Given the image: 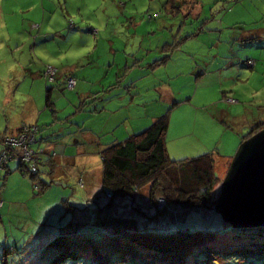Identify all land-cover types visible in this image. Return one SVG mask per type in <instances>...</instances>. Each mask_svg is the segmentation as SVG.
I'll return each instance as SVG.
<instances>
[{"label":"rangeland","instance_id":"rangeland-1","mask_svg":"<svg viewBox=\"0 0 264 264\" xmlns=\"http://www.w3.org/2000/svg\"><path fill=\"white\" fill-rule=\"evenodd\" d=\"M48 68L58 72L54 83ZM68 78L76 80L73 89ZM49 95L56 115L48 109L50 129L44 126L38 138L44 148L60 147L57 156L71 145L63 157L76 164L53 174L40 165L35 182L18 171L3 182L1 171L0 264H52V243L74 222L96 234L89 229L97 208L90 200L102 188L100 152L163 116L171 160L219 149L215 168L223 180L229 157L264 119V0H0V122L46 105ZM17 166L9 164L12 171ZM44 184V193L35 189ZM143 195L138 205L149 203L147 189ZM207 215L165 214L148 226L230 235L233 228L219 215ZM262 229H234L229 242L245 233L264 237ZM205 264L264 262L211 255Z\"/></svg>","mask_w":264,"mask_h":264},{"label":"trees","instance_id":"trees-1","mask_svg":"<svg viewBox=\"0 0 264 264\" xmlns=\"http://www.w3.org/2000/svg\"><path fill=\"white\" fill-rule=\"evenodd\" d=\"M57 74L56 70L54 80L47 77L48 80L56 82ZM47 106L54 111L50 95ZM169 126L168 116H163L144 132L112 144L100 152L103 163L102 188L90 200L97 208L93 227H89L98 232L93 234L88 230L89 233H85L84 222H74L71 228H61L59 236L52 243L56 250L52 264L77 263L83 259H88L92 264H205L211 255L221 259L224 256L228 261L254 259L264 262V237L261 234L254 235L257 236L254 239L252 234L245 233L240 236L242 240L230 243L234 229H231L232 234L226 236L224 232L212 230L164 231L148 226L149 221L158 220L165 214L176 219L187 210L209 213L216 204L217 192L222 183L215 168L217 158L220 157L217 150L191 160H171L167 147ZM256 126L252 129L254 133L249 132L243 141L264 128V124L257 123ZM27 127L38 128L35 145L39 144L38 135L41 130L37 125H23L15 133L0 134V159L6 156L0 166V173L2 170L6 172L2 177L3 182L16 171L33 182L39 180L40 165L45 160L48 163H44V166H49L51 173H54L55 165L50 159L57 156L56 151L42 149L44 153L41 155V149L34 146L40 162L37 173H33L29 163L19 160L20 149L6 144L8 138H18ZM13 161L18 162L15 171L9 168ZM80 183L83 187L82 181ZM47 187L44 184L40 189L36 185L35 189L44 193ZM146 189L149 192V196H146L147 199L149 197V203L138 205ZM103 197L106 202L100 204ZM161 198L165 200L163 208L159 206ZM125 210L129 213L133 210V215L126 214ZM211 214L207 218L212 219ZM108 224L113 227H106ZM70 231L73 233L68 236Z\"/></svg>","mask_w":264,"mask_h":264},{"label":"water","instance_id":"water-1","mask_svg":"<svg viewBox=\"0 0 264 264\" xmlns=\"http://www.w3.org/2000/svg\"><path fill=\"white\" fill-rule=\"evenodd\" d=\"M211 213L235 230L264 228V128L239 146Z\"/></svg>","mask_w":264,"mask_h":264},{"label":"crops","instance_id":"crops-1","mask_svg":"<svg viewBox=\"0 0 264 264\" xmlns=\"http://www.w3.org/2000/svg\"><path fill=\"white\" fill-rule=\"evenodd\" d=\"M25 104H28V106H29L30 103L28 101ZM48 109L49 108H48L47 104L44 105V106L43 105H40V104L39 105L34 104L33 106H31L27 110H26V108L23 109V110H21V113L20 114H16L15 116L13 114H11V117L7 116L5 121L2 120L0 122V134H7V135H9V134L15 133L23 125H37V126L40 127V130H41L40 132L45 131V127H47V129H50L49 127L51 126L50 125L51 117H49L50 115L47 114L49 112ZM53 112H55L54 115H56L55 108H54V111ZM54 115H53V117L55 118ZM263 122H264V119H260V121L256 122V124L257 123H263ZM41 124H43V125L41 126ZM75 136L76 135H74L73 137H75ZM45 142H46V140H44V138H39V144L37 145V148L38 147H41V148L45 149L46 151L47 150L48 151H56L55 149H58L59 150V148H60V147L57 148L55 146L44 148L42 144L45 143ZM77 143H78V141L76 142V144ZM0 144H1V141H0ZM65 147H66V149H64V152H63L64 154H65V150L67 152V149L69 147H71V145L66 144ZM0 149H1V147H0ZM60 152H62V149H60ZM218 153L220 154L219 149H218ZM63 155H61V156L58 155L55 158L50 159V160H53L52 162L55 165V169H58L60 165H64V164H66V165H72L73 164L72 163V160L70 159V157H68V156L63 157ZM220 157H218V158H220ZM220 159H222V158H220ZM226 160H228V158H226ZM231 160H232V158L229 157V160L228 161L231 162ZM46 162L48 163V160L47 161L46 160L44 161V163H46ZM44 163H43V165H45ZM75 164H76V162L73 165H75ZM14 173H12V174H14Z\"/></svg>","mask_w":264,"mask_h":264},{"label":"built area","instance_id":"built-area-1","mask_svg":"<svg viewBox=\"0 0 264 264\" xmlns=\"http://www.w3.org/2000/svg\"><path fill=\"white\" fill-rule=\"evenodd\" d=\"M47 71H48L46 74L47 77H49V79L53 81L56 75V70L53 68H48ZM75 86H76V80L73 78L69 79L68 80L69 89H73ZM27 128L28 129L25 130V132L18 138H8L6 144L12 147L13 146L18 147L20 149L18 152L19 160L23 163H29L30 164L29 169L33 173H37L40 162V160L37 158H39V153L43 155L44 151L41 150L39 151V153H37V151L34 149V145L36 144V138H37L36 136L38 133V128L37 127H33V128L27 127ZM5 158L6 156L0 159V166L3 164ZM159 206L163 208L165 206V201L161 200Z\"/></svg>","mask_w":264,"mask_h":264}]
</instances>
